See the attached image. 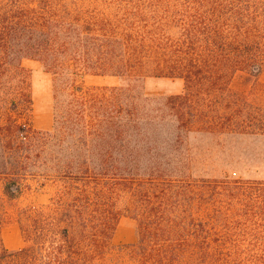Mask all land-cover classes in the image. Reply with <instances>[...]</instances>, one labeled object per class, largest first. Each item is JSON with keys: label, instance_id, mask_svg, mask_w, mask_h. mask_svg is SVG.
Instances as JSON below:
<instances>
[{"label": "trees", "instance_id": "16d2710c", "mask_svg": "<svg viewBox=\"0 0 264 264\" xmlns=\"http://www.w3.org/2000/svg\"><path fill=\"white\" fill-rule=\"evenodd\" d=\"M25 59L53 77L48 130L31 124ZM263 68L264 0H0L2 192L14 200L37 179L57 188L21 224L27 246L9 251L0 238V264L104 257L122 191L133 197L139 264H264V179L211 168L232 140L264 137V97L230 90L237 74L251 80ZM83 76L117 83L84 90ZM149 78L183 90L149 95ZM190 134L215 142L200 145V178L220 211L200 222L175 211ZM235 219L253 228L225 230Z\"/></svg>", "mask_w": 264, "mask_h": 264}, {"label": "rangeland", "instance_id": "374dc122", "mask_svg": "<svg viewBox=\"0 0 264 264\" xmlns=\"http://www.w3.org/2000/svg\"><path fill=\"white\" fill-rule=\"evenodd\" d=\"M22 65L27 70L28 85L33 101L31 124L36 130H48L52 126V104H53V77L47 73L40 62L25 59ZM81 86L85 90L91 86L114 85L115 79L105 77L83 76L80 77ZM145 90L149 95H173L183 90V83L174 79L149 78L145 83ZM231 93H246L247 101L250 103H261L264 97V68L262 72L251 80L246 74H237L231 83ZM211 138L204 142L200 134H190L188 145L190 151V175L181 188H175L174 194L180 192L179 200L175 203L176 213L184 219L192 218L195 222L218 215L219 206H215V190L206 186L209 179L200 178V145L214 146ZM215 156V162L211 168L221 169L225 166L232 169L233 175L243 179H264V137H244L232 140L228 149L223 154ZM207 180V181H205ZM56 185L47 183L42 179L31 180L24 188L22 194L14 200L6 198L2 192V181H0V238L4 247L9 251H16L28 245L21 232V224L27 223L26 216L33 211L44 209L51 204L50 199L56 194ZM132 194L122 191L115 199V207L121 215L115 226L110 248L104 257L95 259L88 264H139L136 255L130 245L137 240V224L130 216L128 209ZM27 213V214H26ZM252 222L232 220L231 224L224 229H231L234 233L249 232L253 226ZM233 233V234H234ZM188 264L190 259L186 256L182 260Z\"/></svg>", "mask_w": 264, "mask_h": 264}]
</instances>
